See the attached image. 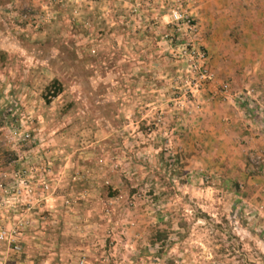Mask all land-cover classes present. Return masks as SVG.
<instances>
[{
  "label": "rangeland",
  "instance_id": "374dc122",
  "mask_svg": "<svg viewBox=\"0 0 264 264\" xmlns=\"http://www.w3.org/2000/svg\"><path fill=\"white\" fill-rule=\"evenodd\" d=\"M231 1L0 0V202L22 198L0 223H23L21 251L0 241V253L19 264H264V230L240 198L243 162L222 157L218 132H199L219 128L212 116L229 102L261 109L250 71L264 0ZM56 79L63 91L47 102Z\"/></svg>",
  "mask_w": 264,
  "mask_h": 264
},
{
  "label": "crops",
  "instance_id": "0c3cea01",
  "mask_svg": "<svg viewBox=\"0 0 264 264\" xmlns=\"http://www.w3.org/2000/svg\"><path fill=\"white\" fill-rule=\"evenodd\" d=\"M212 1L216 4H220L221 6L222 4H226L227 7H230L232 2L231 0H227L228 2L223 1L221 4L218 0ZM262 19L264 20V17H262ZM226 21L227 20L225 18L221 17L220 23L222 28H224ZM258 36L261 39H264V32L260 31ZM221 37H226V34H223V31L220 33L218 38L220 41ZM262 41L256 44L254 50L255 54L260 55V60H257V64L255 62V66L252 67V71H250V73L253 75L255 83L254 86L257 88V92L260 93L261 97H257L258 99H255L256 97L254 98L255 104L258 105L256 106L253 104V107L261 106V109L256 108V110H252V113L250 110H248V107L251 106V104L249 105L246 100L242 102V105H244L242 107L240 106L241 104L239 102L238 105L240 107L234 102H229L228 104H233L235 107H227L228 110H225L220 114H214L212 116L213 122V119L220 117L221 126L219 128H216L214 125L211 127L209 126L207 129H202L199 132L206 134H215L218 132L220 134L219 139L221 140V147L225 151L222 154V157L232 165L243 162L246 171L245 174L248 177V181L246 180V190L248 189L249 193L247 192L246 195H243L240 198H242L244 201V207L249 208L250 214L255 215L254 224H257L259 228L264 230V40ZM214 53L216 52L214 51ZM243 84H241V88L243 87ZM247 85H249L248 81L245 82L244 87ZM247 88L248 87H246V89ZM230 101H232V99H230ZM256 157H263V164H260V169L253 167L251 163V161ZM256 170L257 172H262V174H256ZM246 210L248 209L246 208ZM16 258L13 259L15 260Z\"/></svg>",
  "mask_w": 264,
  "mask_h": 264
},
{
  "label": "built area",
  "instance_id": "2783aa9c",
  "mask_svg": "<svg viewBox=\"0 0 264 264\" xmlns=\"http://www.w3.org/2000/svg\"><path fill=\"white\" fill-rule=\"evenodd\" d=\"M173 15L175 17V19L180 20L182 18V14L178 11V10H174L173 11ZM202 76H206L205 74H203ZM225 88L227 87V85H224ZM15 133H18L17 131H15ZM29 134H26V137H28ZM17 177L19 178V180H21L22 183H24L23 186V191L26 192L27 195H31L34 192V186L31 185L30 182H25V177L26 175H24V173H16ZM43 187H45L46 189L48 188V185H43ZM12 199L10 201L7 202H0V208L6 206L7 208H17L20 207L19 204H21V195H20V190L15 191V193H13L10 196ZM2 204H4L2 206ZM31 206V205H30ZM29 206V207H30ZM8 210V209H7ZM22 211H25V209H21ZM21 227L18 224L16 227L11 228L9 230H7L5 228V226L0 223V241L1 242H7L9 245V248L13 251L16 252H20L22 249V228H23V223H21ZM83 260H81V262H83ZM20 261H18V258H16L15 260L13 259V257H11V255H9L7 252H1L0 253V264H19Z\"/></svg>",
  "mask_w": 264,
  "mask_h": 264
},
{
  "label": "trees",
  "instance_id": "16d2710c",
  "mask_svg": "<svg viewBox=\"0 0 264 264\" xmlns=\"http://www.w3.org/2000/svg\"><path fill=\"white\" fill-rule=\"evenodd\" d=\"M47 93H46V100L47 102H50L51 99L55 96H57L60 92L63 91L62 84L56 79L53 80V82L47 86Z\"/></svg>",
  "mask_w": 264,
  "mask_h": 264
}]
</instances>
